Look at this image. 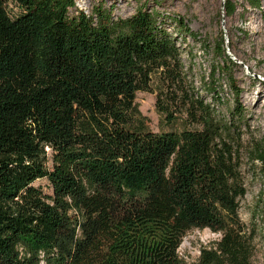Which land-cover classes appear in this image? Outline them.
<instances>
[{
    "label": "trees",
    "instance_id": "trees-1",
    "mask_svg": "<svg viewBox=\"0 0 264 264\" xmlns=\"http://www.w3.org/2000/svg\"><path fill=\"white\" fill-rule=\"evenodd\" d=\"M10 1L18 13L0 0V264H251L255 232L238 215L244 109L231 78L229 118L214 107L235 64L224 38L212 49L222 64L201 81L209 103L177 43L206 42L184 18ZM237 2L223 0L227 17ZM154 91L166 122L192 128L147 130L135 96ZM246 155L264 176V138ZM40 179L51 195L33 186ZM195 229L220 238L186 263L178 249Z\"/></svg>",
    "mask_w": 264,
    "mask_h": 264
},
{
    "label": "rangeland",
    "instance_id": "rangeland-1",
    "mask_svg": "<svg viewBox=\"0 0 264 264\" xmlns=\"http://www.w3.org/2000/svg\"><path fill=\"white\" fill-rule=\"evenodd\" d=\"M78 10L90 14L93 6L102 3L111 8L116 17H129L142 5L147 9L178 15L185 19L188 27L206 42L205 46L195 44L191 39L178 40L181 45L182 61L186 68L192 69L195 85L203 98L213 103L201 85L207 80L209 67L222 64L221 58L215 57L212 49L221 37L225 41L226 53L235 63L229 69L230 77L219 76L221 104L214 107L220 117L229 118L232 109L233 95L228 86L231 78L241 91L239 104L244 109V121L240 129L243 144V164L246 195L240 201L238 215L248 231L254 230L252 240L254 255L251 264H264V176L259 165L248 161L247 143H256L264 138V0H260V8L249 9L238 0L237 10L227 17L223 13V0H74ZM6 9L10 15L18 13V8L7 0ZM204 51V52H203ZM218 76V75H217ZM156 91L138 92L135 103L144 118L145 128L151 132H179L189 127L182 117L168 123L164 114L156 107ZM34 187L43 194L51 195L52 191L46 179L36 180ZM219 233L207 229L191 230L186 233L178 249L179 256L186 262L197 260L200 250L218 241Z\"/></svg>",
    "mask_w": 264,
    "mask_h": 264
}]
</instances>
